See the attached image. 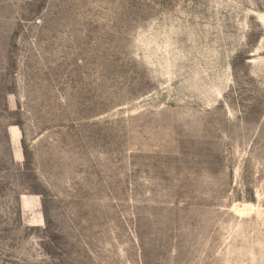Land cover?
Segmentation results:
<instances>
[{"label": "rangeland", "instance_id": "obj_1", "mask_svg": "<svg viewBox=\"0 0 264 264\" xmlns=\"http://www.w3.org/2000/svg\"><path fill=\"white\" fill-rule=\"evenodd\" d=\"M0 264H264V0H0Z\"/></svg>", "mask_w": 264, "mask_h": 264}, {"label": "bare ground", "instance_id": "obj_2", "mask_svg": "<svg viewBox=\"0 0 264 264\" xmlns=\"http://www.w3.org/2000/svg\"><path fill=\"white\" fill-rule=\"evenodd\" d=\"M14 129V128H13ZM17 135V134H16ZM17 144V143H16ZM34 197V196H33ZM26 202V201H25ZM38 203V202H37ZM24 205V204H23ZM33 207V206H32ZM248 209L247 208H243L241 210H239L241 212V214L245 213ZM27 211V210H26ZM33 212V211H32ZM30 219V218H29ZM41 221V220H40ZM36 225V224H35Z\"/></svg>", "mask_w": 264, "mask_h": 264}]
</instances>
